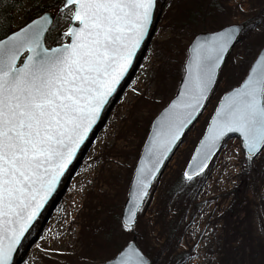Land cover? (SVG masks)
Wrapping results in <instances>:
<instances>
[{"label":"snow or ice","instance_id":"snow-or-ice-1","mask_svg":"<svg viewBox=\"0 0 264 264\" xmlns=\"http://www.w3.org/2000/svg\"><path fill=\"white\" fill-rule=\"evenodd\" d=\"M158 0H61L69 27L47 44L53 18H39L0 39V264H15L26 234L71 172L137 55L151 36ZM264 35V19L248 26ZM228 23L190 41L181 83L151 125L134 169L122 233H134L149 189L190 126L216 98L184 179L203 173L228 138L238 136L249 164L264 156V44L237 86L216 96L227 60L250 35ZM240 57H237L239 60ZM101 264H153L125 240Z\"/></svg>","mask_w":264,"mask_h":264},{"label":"rangeland","instance_id":"rangeland-1","mask_svg":"<svg viewBox=\"0 0 264 264\" xmlns=\"http://www.w3.org/2000/svg\"><path fill=\"white\" fill-rule=\"evenodd\" d=\"M213 6L207 11V0L158 1L147 55L126 86L125 96L111 109L97 150L84 162L85 176L66 197V212L46 227L39 221L15 264H101L125 240L133 238L153 264H264V156L249 164L240 141L229 139L206 171L193 180V187L170 194L205 131L216 98L154 182L138 214L135 232L120 230L133 168L151 121L176 93L190 41L228 23H247L246 30L251 31L248 26L264 19V0H216ZM27 9V0H22V8L13 13L15 30L26 24ZM68 23L62 13L52 37L63 32ZM60 42L68 41L61 38ZM261 44L264 35L251 31L250 37L236 46L222 73L217 97L238 84ZM238 187L242 189L234 203L231 191ZM184 254L188 258L178 261Z\"/></svg>","mask_w":264,"mask_h":264},{"label":"water","instance_id":"water-1","mask_svg":"<svg viewBox=\"0 0 264 264\" xmlns=\"http://www.w3.org/2000/svg\"><path fill=\"white\" fill-rule=\"evenodd\" d=\"M158 1H159V0H158ZM59 13H62V12H60V11H55L54 13H52V12H47V14L50 15V16L53 18V23H54V21H55L56 15L59 14ZM44 14H45V13H44ZM44 14H42V15H44ZM42 15H41V16H42ZM38 18H39V17H38ZM157 18H158V15H157L156 12H155V13H154V23H153V27H152V29H151V36H150V38L146 41V44H145V46H143L142 51H141L140 53H138V55H137V60L134 62V67H133L132 69L129 70V73H128V75L125 77V80L122 81V87L118 90V94L115 95V96L111 99L109 105L106 106V110H105V112L102 114V119H101V121H98V122H97L96 126L94 127L93 133L90 134L89 141H87L86 144H85V146L82 147L81 151L77 153V158H76V160H74V162H73V165H72V167H71V172H70V173H66V174H65V177H63V178L61 179V182H60V185H59L58 188H57V191L53 194V196L49 199V201L47 202V204L44 206L43 210L41 211L40 216L37 218V220L34 222L32 228L29 230V233L26 234V239L23 241V244H24L25 241H27V240L29 239L30 232L35 228V226L38 225L39 221L42 222V223H41L42 226L46 223L48 217L50 216L51 212L54 210V208H55V206L57 205V203H59V201H61V199L63 198V195H64L65 192L67 191V188H68V186H69L71 180L73 179L74 175H75V174L77 173V171L79 170V167L81 166L82 161H83V159L85 158V156L87 155V152H88V150L90 149L92 143L94 142V140H95L97 134L100 132V130H101V129L103 128V126L105 125V121H106V119H107V117H108V115H109L111 109L114 107V105L116 104V102H117L118 99L120 98L121 94L123 93L124 89L126 88V86L128 85V83L131 81V79L133 78V76H134V74H135V72H136V70H137V68H138V66H139V63H140V61H141L143 55L145 54V52H146V50H147V47H148V45H149V43H150V40H151V38H152V36H153V34H154V32H155L156 23H157ZM30 22H31V21H30ZM30 22H29V23H30ZM53 23H52V25H53ZM52 25H50V29H51ZM69 25H70V21H69L68 26L66 27V29L69 27ZM241 26H243V25H241ZM243 27H244V26H243ZM66 29H65V30H66ZM65 30H64V31H65ZM64 31H63V32H64ZM208 34H210V33H201V34H197L196 36H204V35H208ZM46 35H47V34H46ZM196 36H195V37H196ZM195 37H194V38H195ZM194 38H193V39H194ZM193 39H192V40H193ZM188 46H189V45H188ZM187 48H188V47H187ZM186 53H187V49H186ZM182 70H183V67H182ZM182 75H183V74H182ZM180 83H181V79H180V81H179V84H178V87H177L176 92L178 91V88H179V86H180ZM175 94H176V93H175ZM174 96H175V95H174ZM174 96H173V98H174ZM173 98H172V99H173ZM169 102H170V101H169ZM169 102H168V103H169ZM168 103H167V104H168ZM167 104H166V106H167ZM166 106H165V107H166ZM162 110H163V109H161V110L158 112V114L154 117V119L152 120V122L155 120V118L159 115V113H160ZM202 113H203V112H202ZM198 119H199V118H198ZM210 119H211V117H210ZM210 119H209L208 123L210 122ZM152 122H151V124H150L149 130H148V133H147V135H146V137H145V140H144V142H143V145H142V147H141L140 154H139V157H138V159H137V161H136V164H135L134 169H135L136 166L138 165L140 158L143 156L144 146H145V144L147 143L148 136L150 135ZM196 122H197V121H196ZM196 122H195V123H196ZM208 123H207V126H208ZM207 126H206V128H205L204 133H205L206 130H207ZM191 127H192V126H190V129H191ZM188 131H189V130H186L185 135L187 134ZM204 133H203V134H204ZM185 135L181 138V140H183V138L185 137ZM202 137H203V135H202ZM202 137H201L200 139H202ZM232 138H236V139H238V140L240 141V139L238 138V136L235 135V134H232V135H231V138H228L227 140L232 139ZM200 139H199V141H200ZM227 140H226V141H227ZM199 141H198L196 147L194 148V151H193V153H192V155H191V157H190V159H189V161H188V163H187V165H186V167H185V169H184V171H183V177H184V172L188 170V166H189V164L191 163V159H192L193 155L195 154V150H196V148H197L198 145H199ZM240 143H241V141H240ZM180 144H181V143H179L178 146H179ZM177 148H178V147H177ZM177 148H175V149L173 150V153L170 154V155H169V158L164 162V166L161 168V173L163 172L165 166H166L167 163L170 161L171 157L173 156V154L175 153V151H176ZM220 151H221V150H220ZM243 153H244V151H243ZM218 154H219V153H218ZM218 154H217V155H218ZM217 155H216V156H217ZM244 155H245V154H244ZM216 156H215V157H216ZM215 157H213V159H214ZM213 159L210 161V163L213 161ZM210 163H209V165H210ZM134 169H133V173H132V178H133V175H134ZM205 171H206V170H205ZM205 171H204V172H205ZM204 172H203V173H204ZM161 173H160V174H161ZM203 173H201V174L195 176L193 179L198 178V177H199L200 175H202ZM158 177H159V175H158ZM158 177H157V178H158ZM132 178H131V181H130V184H129V188H128V192H127V197H126L125 203H124V205H123V208H122L121 214H122V212L126 211V208H127V201H128V199H129V192H130V187H131V183H132ZM156 180H157V179H156ZM156 180H155V181H156ZM155 181H154V182H155ZM154 182H153V184H154ZM151 189H152V187L149 189V194H150L151 191H152ZM147 198H148V197H147ZM147 198H146V199H147ZM120 222H121V216H120ZM23 244H22V245H23ZM21 247H22V246H21ZM21 247L17 250V252H16L15 255H14V261H15V262H16V258H17V256H18V253H19V250L21 249Z\"/></svg>","mask_w":264,"mask_h":264},{"label":"trees","instance_id":"trees-1","mask_svg":"<svg viewBox=\"0 0 264 264\" xmlns=\"http://www.w3.org/2000/svg\"><path fill=\"white\" fill-rule=\"evenodd\" d=\"M60 2H61V0H27L28 9L25 12L26 24L29 23L30 21H32L33 19L41 16L44 13H47V12L54 13L55 12L54 9H56V6L59 5ZM215 2H216V0H207V7H206L207 11H209L210 9H214L213 4ZM20 8H22V0H0V39H3L5 37V32H8V34H11L9 31V28L13 31L15 30L14 26H13V21H14L13 13H14V11H16L17 9H20ZM60 16H61V14H59L57 16V18H56L53 26L51 27L49 33L46 35L47 36V44L49 46H53L57 42L61 43L60 40L57 41V37H61L62 32H59L54 37H52V33L58 27ZM246 25H248V24L247 23L244 24L245 27H246ZM239 82H238V84H239ZM237 85H235V86H237ZM231 87H233V86H231ZM192 153H193V150L188 155L186 164L188 163ZM187 182L188 181L184 179L183 174L181 173L179 176V183L170 189L171 190V193H170L171 196H173L172 194H176L179 191L182 192L184 189H190V187H193L195 185L193 180H192V182L189 183V185H186ZM239 188L240 187L235 188L231 191V195L233 196V199L235 201L234 203L238 202L237 198H238V195L240 194V192L238 191ZM240 189H242V187ZM132 241H134V238L132 239ZM180 256L177 257V259H179L178 261H180V260L183 261V260H186L188 258L186 254H184V259L180 258ZM258 261H260V257H259Z\"/></svg>","mask_w":264,"mask_h":264},{"label":"bare ground","instance_id":"bare-ground-1","mask_svg":"<svg viewBox=\"0 0 264 264\" xmlns=\"http://www.w3.org/2000/svg\"><path fill=\"white\" fill-rule=\"evenodd\" d=\"M147 51H148V49L146 50V53H145V55H143V57H142L141 60H143V58L146 57V55H147ZM141 64H143L142 61H140L139 66H138V68H137V70H136V72H135L133 78H134L135 75L139 72ZM133 78L131 79V82H132ZM131 82L129 83V85L131 84ZM126 91H127V89H124V91H123V93H122V95H121V97H120V100L125 96ZM111 114H112V112L110 113V115H109L108 118L106 119V122H105V125H104L103 129L97 134V136H96L94 142L92 143L90 149H89L88 152H87V155H86L85 158H84V161H83L81 167L79 168L78 172L76 173L75 177L73 178L72 183H71L69 189L67 190L66 194L64 195L63 199L60 201V203L58 204V206L56 207V209H54V210L52 211V213H51L49 219L47 220L46 224H44V225L42 226V228H43L44 226L46 227L47 225L53 223V221H55V219H57L58 217L62 216V215L66 212V209H67V207H68V202H67V198H66V197H67L68 194L71 193V191L73 192L74 190H76V186H75V185L78 184V181H79L80 179H82V178L85 176V164H84V162H85V160H88V159H89V158L95 153V151L97 150V149H96V145H97L99 139L102 137V133H103V131H104L105 128H106L107 122L111 119ZM62 205H64V208L61 210V212H60L59 214L56 215L55 212H56L57 209H58L59 207H61ZM35 227H36V226H35ZM23 247H24V244L22 245L21 249H23Z\"/></svg>","mask_w":264,"mask_h":264}]
</instances>
